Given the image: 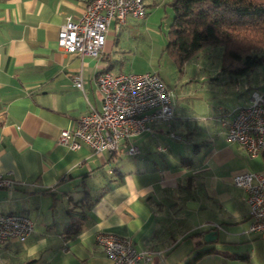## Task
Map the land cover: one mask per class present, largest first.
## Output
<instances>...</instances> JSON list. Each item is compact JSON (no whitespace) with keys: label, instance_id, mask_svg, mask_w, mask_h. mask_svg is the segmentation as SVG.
Wrapping results in <instances>:
<instances>
[{"label":"crops","instance_id":"0c3cea01","mask_svg":"<svg viewBox=\"0 0 264 264\" xmlns=\"http://www.w3.org/2000/svg\"><path fill=\"white\" fill-rule=\"evenodd\" d=\"M89 1L0 0V175L13 181L0 189V215L23 214L33 224L23 243L0 245V264H109L96 244L100 233L151 253L138 264H264V235L249 232L246 194L232 184L239 173L264 175V153L249 158L227 143L230 115L217 120L223 135L213 125L201 143L199 128L175 116L122 142L115 155L57 144L91 107L100 110L96 75L124 74L114 53L128 18L109 23L97 58L57 46L60 27L78 21ZM248 90L247 103L264 85ZM130 145L137 155L127 154ZM183 151L192 155L189 167L181 164ZM77 222L80 231L67 235ZM210 231L217 238L204 242ZM206 249L192 262L195 251Z\"/></svg>","mask_w":264,"mask_h":264},{"label":"built area","instance_id":"2783aa9c","mask_svg":"<svg viewBox=\"0 0 264 264\" xmlns=\"http://www.w3.org/2000/svg\"><path fill=\"white\" fill-rule=\"evenodd\" d=\"M145 15L144 0H90L78 21H67L60 27L56 43L66 53L97 58L104 49L111 21L123 25L127 18L142 20ZM94 80L101 93L100 110L91 107L73 129L61 131L57 140L61 147L77 151L85 146L95 154L118 152L122 142L151 133L154 127L174 118L172 92L157 73L104 72ZM73 82L82 88L79 76ZM230 116L231 120L224 123L227 143L238 145L249 158L264 153V90L252 92L248 105L234 109ZM138 153L137 146H129L128 155ZM232 184L246 194L249 232L264 235V175L239 173L232 177ZM12 185L13 181L0 175V189ZM32 232V221L26 215H0V245L13 239L23 243ZM95 240L109 264L151 260V253L136 250L129 238L100 233Z\"/></svg>","mask_w":264,"mask_h":264},{"label":"rangeland","instance_id":"374dc122","mask_svg":"<svg viewBox=\"0 0 264 264\" xmlns=\"http://www.w3.org/2000/svg\"><path fill=\"white\" fill-rule=\"evenodd\" d=\"M167 3L168 0H161L153 5L146 0L145 18H128L126 27L116 32L114 65L124 74L157 73L172 92L176 118L199 128L196 142L201 143L205 139L204 129L214 125L216 134L221 135L217 120L227 119L234 109L248 105V89L264 85V65L245 77L225 74L219 68L220 52L206 49L179 69L165 52L173 21V11ZM181 155L192 157L187 151ZM200 157L201 154L197 159Z\"/></svg>","mask_w":264,"mask_h":264},{"label":"trees","instance_id":"16d2710c","mask_svg":"<svg viewBox=\"0 0 264 264\" xmlns=\"http://www.w3.org/2000/svg\"><path fill=\"white\" fill-rule=\"evenodd\" d=\"M167 5L173 21L165 52L179 69L206 49L220 52L219 68L225 74L245 77L264 65V0H170ZM182 160L191 166L190 158ZM80 229L77 222L66 233L75 235ZM209 252L195 251L192 262Z\"/></svg>","mask_w":264,"mask_h":264},{"label":"water","instance_id":"95a60500","mask_svg":"<svg viewBox=\"0 0 264 264\" xmlns=\"http://www.w3.org/2000/svg\"><path fill=\"white\" fill-rule=\"evenodd\" d=\"M216 238L217 234L215 231H210L203 236L204 242H211L214 241Z\"/></svg>","mask_w":264,"mask_h":264},{"label":"clouds","instance_id":"9594fccd","mask_svg":"<svg viewBox=\"0 0 264 264\" xmlns=\"http://www.w3.org/2000/svg\"><path fill=\"white\" fill-rule=\"evenodd\" d=\"M28 251H29V255H31L32 254V249H29Z\"/></svg>","mask_w":264,"mask_h":264}]
</instances>
